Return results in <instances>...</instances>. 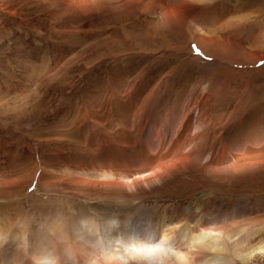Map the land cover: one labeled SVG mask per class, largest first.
<instances>
[{
    "label": "rangeland",
    "instance_id": "obj_1",
    "mask_svg": "<svg viewBox=\"0 0 264 264\" xmlns=\"http://www.w3.org/2000/svg\"><path fill=\"white\" fill-rule=\"evenodd\" d=\"M117 207L264 244V0H0V264Z\"/></svg>",
    "mask_w": 264,
    "mask_h": 264
},
{
    "label": "bare ground",
    "instance_id": "obj_2",
    "mask_svg": "<svg viewBox=\"0 0 264 264\" xmlns=\"http://www.w3.org/2000/svg\"><path fill=\"white\" fill-rule=\"evenodd\" d=\"M117 209L118 215H100V223L79 213L72 234L57 221L38 241L30 243L23 235L16 251L22 261H16L17 254H7L6 248L3 264H252L255 256H264V244L245 249L236 241L229 250L219 239L208 236L201 224L205 223L203 217L181 228L183 220L177 216L141 212L133 219L130 208ZM3 235L0 225V239Z\"/></svg>",
    "mask_w": 264,
    "mask_h": 264
}]
</instances>
